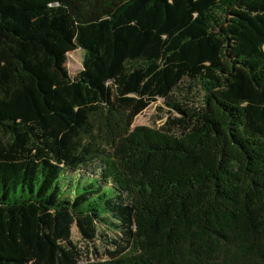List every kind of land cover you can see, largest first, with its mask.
<instances>
[{
	"label": "trees",
	"instance_id": "1",
	"mask_svg": "<svg viewBox=\"0 0 264 264\" xmlns=\"http://www.w3.org/2000/svg\"><path fill=\"white\" fill-rule=\"evenodd\" d=\"M73 225L114 236L83 264H264V0H0V264H81Z\"/></svg>",
	"mask_w": 264,
	"mask_h": 264
},
{
	"label": "rangeland",
	"instance_id": "2",
	"mask_svg": "<svg viewBox=\"0 0 264 264\" xmlns=\"http://www.w3.org/2000/svg\"><path fill=\"white\" fill-rule=\"evenodd\" d=\"M71 53L69 58L67 56L66 67L70 74H75L83 67L84 52L82 49H76ZM167 110L168 108L163 104V100L159 98L134 118L132 126L144 125L159 128L166 120ZM112 237L114 236L111 232L99 226V234L96 239L88 241L82 237L75 225L71 229V238L81 251V264L106 258L107 251L112 247L109 242Z\"/></svg>",
	"mask_w": 264,
	"mask_h": 264
}]
</instances>
